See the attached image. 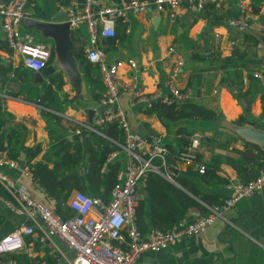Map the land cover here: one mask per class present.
Returning <instances> with one entry per match:
<instances>
[{"label":"crops","instance_id":"0c3cea01","mask_svg":"<svg viewBox=\"0 0 264 264\" xmlns=\"http://www.w3.org/2000/svg\"><path fill=\"white\" fill-rule=\"evenodd\" d=\"M73 1L81 4L85 0H32L29 16L23 22V31L38 36L39 42L51 45L52 58L48 66H54L55 70L44 78L43 82L37 81L36 73L24 68L19 52L8 48L0 20L2 54L0 62L6 63L13 69L20 68L29 76V78L23 77L21 81H12L10 78L6 85L0 81L3 110L12 116L14 124L25 126L22 143L19 146L20 158H14L23 167L30 165L26 148L36 149L40 146L41 151L31 163L41 161L51 151L54 135L61 136L65 142L51 153L52 158L61 155L76 141L88 143L87 133L73 127L75 124L82 126L81 123H90L88 113L91 110L96 114L94 119L100 114L98 108L102 106L100 99L105 91L101 72L98 71V85L88 82L82 71L84 60L78 59L74 51V48L80 46L84 48L88 42L86 27L71 29L72 55L68 62L72 64V69L66 63L64 54L56 51V43L61 36L46 34L33 25L34 20H47L50 14L56 11L66 12ZM106 1L117 3L119 0ZM7 2L8 0H0V9ZM252 4L254 0H249L247 14L251 19L252 27L243 33L227 25L230 17L240 14L237 0H225L210 3L201 11L183 12L175 18H170L167 12L162 13L157 10L130 14L128 22L118 21L116 32L119 38L114 44H109L106 39L100 40L109 62L117 60L127 62L129 59H134L137 63L136 68L132 69L125 65L120 70V77L126 86L120 104L127 111L132 131L150 137H161L163 143L170 141L173 145L176 138L181 136L178 134L179 129L191 134L189 137L191 142L194 135L198 134L201 138L198 149L201 160L206 164L220 160L218 174L226 179V183L211 185L198 176H190L189 180L193 181L202 192L224 199L232 194L230 181L241 179L235 167L226 159L240 158L239 152L244 150L245 142L256 143L264 150L257 140L260 128L255 123L262 120L264 103V29L261 28L264 24V2L257 13L253 11ZM216 34L219 36L216 37ZM245 34L253 35L258 42L252 47L247 46ZM236 39L239 45L234 48L231 42ZM172 46L175 48V53L170 54L169 48ZM209 50H213L212 56L207 55ZM236 50L246 54L244 61L246 68L242 71V82L237 86L225 80L232 69L226 70L222 65L223 59L230 57ZM178 56L184 60V66L182 75L173 81V84L182 92H189L191 102L215 111L217 119L165 120L157 111L148 112L149 108L131 105V88L134 87L143 89L147 94L172 95L169 76ZM255 71H260L262 78H255L253 76ZM54 74H61L64 83L62 88L56 90L57 103L53 108L28 102L23 94H12V90L25 92L38 86L45 98L44 92L52 84L51 78ZM9 76L14 77V72L9 73ZM249 90L251 93L247 95ZM97 94H100V97L97 98ZM245 99L250 103L249 112L244 108ZM46 111L60 116L62 120L56 121L55 118L44 115L43 112ZM242 116L246 119L245 123H238V119ZM50 130L53 131V136ZM6 134V129L0 132V150L7 144ZM127 159L126 153L122 152L115 160L120 161L124 167ZM49 166L53 167V162H49ZM187 167L188 165L178 163L175 167H169L171 171L167 170V172L178 174ZM175 169L178 172H175ZM3 170L19 184L24 185L32 197L38 200L46 199L42 187L33 179L32 174L28 176L20 170L9 167H4ZM107 170L106 168L104 171ZM165 178L182 188L173 177ZM1 191L8 195L3 189H0ZM75 191L76 189L71 195ZM86 191L89 192L88 189ZM144 195L143 187L142 197ZM200 202L206 206V210L191 209L186 216L187 219H194L208 212L210 205L201 200ZM0 216L4 218V223L0 225L1 240L20 223L22 217L8 210L1 202ZM223 216L224 218L217 219L200 234L185 237L178 243L159 251H145L139 257L137 264H264V187L253 195L240 199L233 208L224 211ZM147 223V230L142 231L145 234L154 228L148 217ZM53 240L57 242L62 256H67L66 252L74 255L73 250L59 238ZM29 256L37 259L36 264H67L63 257L58 259L60 254L55 255L49 245L40 241H36L35 250Z\"/></svg>","mask_w":264,"mask_h":264},{"label":"built area","instance_id":"2783aa9c","mask_svg":"<svg viewBox=\"0 0 264 264\" xmlns=\"http://www.w3.org/2000/svg\"><path fill=\"white\" fill-rule=\"evenodd\" d=\"M225 0H119L108 3L106 0H85L81 4L76 1L66 9L68 22L72 30L86 27L88 42L84 46L85 58L97 67L102 76L104 94L100 104L106 106L92 123H81L86 130L99 132L97 126L116 123L125 134V142L110 155L108 162L122 153H126L127 161L117 174V181L111 191V198L105 200L81 190H76L67 200L73 215L64 217L58 210L56 199L42 188L46 199L38 200L31 196L24 185L12 178L4 167L20 170L31 176L29 167H23L17 159L11 158L4 150H0V202L13 213L22 217L14 229L0 240V262L17 264L13 259H6L10 253L24 252L33 254L36 241L46 243L55 255L60 254L67 264H137L139 257L145 251H159L172 246L183 238L204 232L217 219L224 218V211L233 208L236 203L253 195L264 187V167L259 174L248 182L232 179L230 188L232 194L221 205L208 207L206 214L193 220L184 219L169 229L152 228L143 233L139 226L138 206L143 194L146 175L153 171L172 178L167 172V157L169 149L161 137H150L139 132H133L127 111L120 104L123 90L126 88L120 77V70L125 65L136 68L134 59L127 62L117 60L109 62L107 53L101 47L100 40L117 34L119 20L128 22L130 14L148 13L152 10L167 12L170 18L187 11H201L208 4ZM248 1L237 0L240 14L228 19L230 28L241 33L252 27L248 16ZM32 0H8L0 9V20L4 40L9 49L19 52L24 68L38 73L46 68L52 58L51 45L36 42L34 36L23 31V22L29 16ZM63 9V6H61ZM264 29V24L261 25ZM219 34H216L218 37ZM236 48L238 39L231 42ZM260 47V45H259ZM169 53H175L174 46ZM209 50L208 56H212ZM2 54L0 52V59ZM184 60L178 56L171 70L172 95L159 93L147 94L141 88H131V105L150 108L154 102L171 104L183 103L189 100V92H182L173 81L182 75ZM255 78H262L260 71L253 73ZM81 131V130H80ZM201 138L194 135L188 152L181 153L178 162L181 165H192L200 148ZM264 161V159H263ZM200 173H204V163L195 164ZM107 163L102 170H105ZM53 238H59L71 250L72 259L63 255ZM29 239H31L29 241ZM29 241V242H28ZM62 259V260H63ZM5 260V261H4Z\"/></svg>","mask_w":264,"mask_h":264},{"label":"trees","instance_id":"16d2710c","mask_svg":"<svg viewBox=\"0 0 264 264\" xmlns=\"http://www.w3.org/2000/svg\"><path fill=\"white\" fill-rule=\"evenodd\" d=\"M263 2L264 0H254V4H252L253 11L259 12ZM244 36H246L245 41L247 42V46L252 47V45L258 42L251 34H245ZM74 51L78 59L84 60L82 71L86 80L91 84L98 85L99 78L97 76L99 75V69L85 58L82 46L74 48ZM245 57V52L236 50L230 57L223 59V68L226 70L232 69L225 77V80L229 81L232 85L237 86L242 82V71L246 68ZM11 72H14V77L9 76ZM0 73L9 79L11 78L12 81H21L23 77L29 78L27 73L20 68L13 69L4 62H0ZM51 79L52 84L44 92L45 98L38 86H34L25 92L22 90L20 92L12 90V94H23L24 99L28 102L37 103L46 108H53L55 107V103H57L56 90L62 88L64 80L61 74H54ZM53 84H55V87H53ZM250 93L251 90L246 94L249 95ZM96 97H100V94H97ZM147 111H157L158 115L165 120L192 118L206 121L218 118L215 111L190 100L183 103L174 101L171 104L157 101ZM43 114L55 118L56 121L62 120L60 116L49 111L43 112ZM245 121L246 119L242 116L237 122L245 123ZM255 123L257 127L264 128V103L262 120ZM73 128L85 129L79 124H75ZM96 128L99 132L84 130L88 135V143L76 141L66 148L61 155L53 158L51 153L65 142L59 135L52 137L51 151L41 161L31 163V160L41 151L40 146H37L36 149L26 148L27 157L30 162L29 169L33 179L56 199L58 210L64 217L73 215V212L67 205V200L74 189L85 192L88 189L90 193H87L90 195L109 200L111 198V191L117 181V174L122 168L120 161L108 162V158L112 153L121 150L120 145L125 142L124 132L118 128L116 123H109L104 126H97ZM4 129L7 130V144L2 146V150L7 152L12 158H20L19 146L22 143L25 126L13 123L12 116L3 110L2 97L0 96V132ZM50 133L53 136V131L50 130ZM178 134H181V136L176 138L174 145L170 141H168L169 143L166 141L164 143L169 149L167 157L169 172L171 171L169 167H175L180 161L181 153L188 152L191 147V139L189 138L191 134L184 129H179ZM195 154L194 163L189 165L186 170H182L178 174L171 172L174 180L182 188L157 172L151 171L146 175L144 181L145 195L140 199L138 206L139 224L142 231L147 230V217L154 228L169 229L174 224L187 219L186 216L191 209L205 211L206 206L200 200L210 206L221 205L223 203L224 198L202 192L193 181L189 180L190 176H198L202 181L211 185L226 183V179L218 174L220 160L208 164L204 163L206 169L204 173H200L195 164L203 163V160H201L198 151ZM239 154L240 158L234 159L228 157L226 160L235 167L238 177L241 178L240 180L248 182L254 179L259 174L260 169L264 167V150L256 143L245 142L244 150L239 152ZM49 162H53V167L49 166ZM106 163L108 170L104 171L102 168ZM3 223L4 218L0 216V225ZM6 259H13L17 264H36L37 261L36 258H31L24 252L10 253Z\"/></svg>","mask_w":264,"mask_h":264},{"label":"water","instance_id":"95a60500","mask_svg":"<svg viewBox=\"0 0 264 264\" xmlns=\"http://www.w3.org/2000/svg\"><path fill=\"white\" fill-rule=\"evenodd\" d=\"M68 20V15L66 12L56 11L53 14H50L47 20H34L33 25L36 28L41 29L46 34H59L61 37L56 43V51L59 54H64L66 63L73 69L72 64L68 62V59L72 55L71 53V45H72V32L71 27ZM118 35H114L111 37H107L106 40L109 44H114L118 39ZM55 70L54 66H47L40 72L36 73L37 81L43 82L44 78L48 77ZM73 71V70H72ZM0 81L6 85L9 81V78L6 76H2L0 74ZM19 84L17 83V86ZM244 108L246 112L250 111V103L248 99L244 101ZM106 109V106H99L98 111L101 113ZM89 122L92 123L94 117L96 116L94 110L89 111ZM258 142L262 144L264 147V128L260 127V133L257 138ZM178 172V170H174ZM0 264H4L0 262Z\"/></svg>","mask_w":264,"mask_h":264},{"label":"rangeland","instance_id":"374dc122","mask_svg":"<svg viewBox=\"0 0 264 264\" xmlns=\"http://www.w3.org/2000/svg\"><path fill=\"white\" fill-rule=\"evenodd\" d=\"M24 31H26V30H24ZM29 33H30V32H29ZM34 38H35L36 42H39V41H38V40H39V39H38V36H34ZM82 127H83V126H82ZM83 130H86V128L83 129ZM66 254H67V256H68L69 259H72L73 254H70V253H67V252H66Z\"/></svg>","mask_w":264,"mask_h":264}]
</instances>
